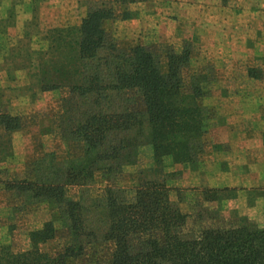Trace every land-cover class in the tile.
Wrapping results in <instances>:
<instances>
[{
    "label": "trees",
    "instance_id": "16d2710c",
    "mask_svg": "<svg viewBox=\"0 0 264 264\" xmlns=\"http://www.w3.org/2000/svg\"><path fill=\"white\" fill-rule=\"evenodd\" d=\"M112 17L109 3L88 2L79 24L49 29L47 49L35 51L32 76L40 90L67 89L59 127L65 141L80 144L83 155L59 160L48 153L31 163L25 178L0 179V184L24 204L47 203L67 229L70 244L55 255L42 251L40 246L55 233L47 221L28 232L26 250L15 252L0 244V264H67L98 240L113 244L109 264H264V228L240 217L225 226L189 229L190 217L204 223L219 214L201 203L195 213L182 210L170 199L168 173L157 170L158 165L138 170L130 189L111 181L102 196L92 199L81 190L91 185L98 170L119 176L144 145L151 147L156 164L166 155L191 162L203 133L197 93L181 87L179 66H186L188 53L170 51L162 72L150 47H118L103 24ZM33 53L26 55V64H19L22 68L32 63ZM0 127L9 135L19 128L18 117L0 114Z\"/></svg>",
    "mask_w": 264,
    "mask_h": 264
},
{
    "label": "rangeland",
    "instance_id": "374dc122",
    "mask_svg": "<svg viewBox=\"0 0 264 264\" xmlns=\"http://www.w3.org/2000/svg\"><path fill=\"white\" fill-rule=\"evenodd\" d=\"M99 1L109 3L112 8L113 17L103 24L118 47H150L159 57L162 72L167 71V54L170 51L180 53L185 50L188 53L186 66H179L181 87L185 93H197L194 99L202 110L203 133L197 154L191 162L180 163L166 155L156 164L151 147L144 145L140 147L134 164H125L119 176L112 178L106 171L98 170L94 173L91 185L81 190L86 192L88 199H92L102 196L106 185L112 184L111 181L122 189H130L136 183L137 171L152 169L155 164L160 167L157 170L168 173L169 197L182 210L195 213L199 209L197 204L201 203L202 207L218 212V217L213 220L205 218L204 223L196 222V216L190 217L189 229H198L202 225L225 226L226 222L237 221L240 217L257 224L259 218L248 217L244 214L247 213L246 208L234 206L233 201L238 195L236 188L209 187L205 184V177L216 175L215 154L230 146L225 142V133L217 128L218 123H223L217 117H224V112L230 113L229 121L237 123L239 119L233 118L231 111H238V107L233 108V105L239 106L240 101H234V97L247 99L242 102L245 103L242 110L246 113L252 110L253 99H264V0H48L47 5L41 0H32L29 37L19 39V42L17 40L11 48L21 53L20 56L16 57L17 53H12L10 49L6 61L17 65L14 68H22L19 64H26V55L34 51L29 67L36 66L38 56L35 51L41 50V47L42 50L47 49V31L79 24L88 2ZM11 7L7 11L9 17L15 13ZM38 20L42 22L39 26ZM32 35L37 37L33 38ZM32 75L29 82L32 86L25 88L23 95L31 96L32 90L39 89V82ZM46 76L53 79L54 74ZM39 78H42V73ZM40 91H51L45 97L50 104L39 102V108H26L24 115L9 113L6 106L0 104V114L16 116L19 122V128L9 135L0 127L2 181L18 178L16 174L8 172L5 166L20 162L14 150L20 143L25 148L31 147L35 156L26 163L24 173L19 178H25L31 163L48 153H53L59 160L83 155V149L78 146L80 144L65 141L59 127L63 99L68 96L67 89L61 87ZM34 96L35 93L31 97ZM27 125H33L30 135L23 137L19 134L21 136L14 140L13 135L24 131ZM22 139L26 141L22 142ZM52 144H56L54 149ZM36 153L39 155L36 156ZM72 189L78 191L77 188ZM206 194L212 200H207ZM215 195H218V200L213 199ZM246 195L249 203L254 199H264V187L247 191ZM87 204L90 205L89 202ZM47 221H52L55 233L40 248L55 255L70 244V237L54 210L47 203L24 204L23 199L15 197L12 191L5 190L0 184V244H9L15 252L26 250L29 248L28 232L42 228ZM112 247L111 241L92 242L85 246L81 256L68 258L67 264H109Z\"/></svg>",
    "mask_w": 264,
    "mask_h": 264
},
{
    "label": "crops",
    "instance_id": "0c3cea01",
    "mask_svg": "<svg viewBox=\"0 0 264 264\" xmlns=\"http://www.w3.org/2000/svg\"><path fill=\"white\" fill-rule=\"evenodd\" d=\"M49 1L64 2V0ZM41 3L47 5L48 0H41ZM10 6L15 12L12 17L7 14ZM32 9V0L0 1V104H4L9 113H17L19 116L26 114V108L28 110L39 108L41 106L39 102L50 104L45 100V97L51 91L34 89L32 90L33 93H31V96L34 93L36 94L34 98L29 94H22V92H25V88L27 89L29 85L32 86L29 82L31 81L32 73L36 70L35 65L29 68H14L17 65L6 61V56L11 51L12 53H17L11 49L16 44V41L23 38L26 31L30 32V14ZM39 20L37 21L38 26L42 24ZM206 30L208 31V29ZM32 37L35 38L37 35H32ZM39 49L42 50L43 48ZM233 99L234 101H240L239 106L233 105V108L238 107V111H231L232 117L238 118L239 122L232 123L229 121L228 116L230 113L226 112L223 113L224 117H217L219 121L223 122L221 124L218 123L217 128L225 133V142L226 144L229 143L230 146L215 154L216 175H206L205 184L209 187L236 188L238 195L233 201L235 203L234 206L236 208H246L247 213L244 212V214L251 218H259L257 224L264 228V199H250L252 203H249L246 195L247 191H256L264 187V99H253L254 102L251 103L253 106L252 110L248 113L242 110L244 108L242 105L245 104L242 102L247 100L246 98L234 97ZM30 127H33V125H27L24 131L16 132L13 135L14 140L21 135L23 137L30 135ZM51 140L53 141V138ZM21 141L25 142L26 140L22 139ZM54 142L56 143L57 141ZM41 143L43 142L41 141ZM55 145L52 144V149H54ZM23 146L20 143L17 149L14 147L16 155L18 158L20 157V162L14 163L12 166L10 164L5 166L8 172L16 174L18 178L24 173L26 163L35 156L31 147L25 148ZM37 155L39 154L36 153Z\"/></svg>",
    "mask_w": 264,
    "mask_h": 264
}]
</instances>
